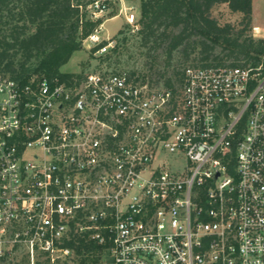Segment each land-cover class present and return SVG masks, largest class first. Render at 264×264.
I'll use <instances>...</instances> for the list:
<instances>
[{
    "label": "built area",
    "instance_id": "2783aa9c",
    "mask_svg": "<svg viewBox=\"0 0 264 264\" xmlns=\"http://www.w3.org/2000/svg\"><path fill=\"white\" fill-rule=\"evenodd\" d=\"M72 5L100 21L97 55L108 20L140 28L134 0ZM76 235L104 264H264V62L189 64L173 86L0 72V264H80Z\"/></svg>",
    "mask_w": 264,
    "mask_h": 264
},
{
    "label": "trees",
    "instance_id": "16d2710c",
    "mask_svg": "<svg viewBox=\"0 0 264 264\" xmlns=\"http://www.w3.org/2000/svg\"><path fill=\"white\" fill-rule=\"evenodd\" d=\"M221 4L242 14L238 25L221 24L212 15ZM252 21L253 0H140L138 34L147 55L162 50L168 65L175 53L202 66L257 65L264 62V38L252 35ZM99 23L81 17L72 0H0V72L24 83L32 77L80 82L85 75L66 73L62 67ZM119 47L116 44L112 51ZM173 70L164 85L182 79L183 69L174 66ZM67 244L74 249L75 262L104 264L107 260L104 246L82 235Z\"/></svg>",
    "mask_w": 264,
    "mask_h": 264
},
{
    "label": "rangeland",
    "instance_id": "374dc122",
    "mask_svg": "<svg viewBox=\"0 0 264 264\" xmlns=\"http://www.w3.org/2000/svg\"><path fill=\"white\" fill-rule=\"evenodd\" d=\"M134 4L140 12V0H134ZM253 5L255 23L261 27V31H256L253 20L251 33L255 38H264V0H253ZM115 9L116 6L113 7L111 12ZM116 13H118V8ZM212 15L218 18L221 24L230 22L238 25L242 19L241 13L232 12L226 4L215 7ZM102 35L103 37L115 39L116 44L120 45L118 50L112 51V49H109L105 54L97 55L89 49L91 46L89 42H83L82 48L73 54L69 62L62 67V71L86 75L98 68L126 69L136 71L139 74H146L151 81L164 85L166 77L173 75L174 66L183 69L193 62L192 58L186 60L175 53L171 61L172 64L168 65L162 50L148 56L147 49L140 45L138 30L133 31L126 23L124 16H117L108 20ZM158 71L165 72V74L159 75Z\"/></svg>",
    "mask_w": 264,
    "mask_h": 264
},
{
    "label": "crops",
    "instance_id": "0c3cea01",
    "mask_svg": "<svg viewBox=\"0 0 264 264\" xmlns=\"http://www.w3.org/2000/svg\"><path fill=\"white\" fill-rule=\"evenodd\" d=\"M254 6V5H253ZM253 20H254V27L258 29V31H261V27L255 23V11H254V8H253Z\"/></svg>",
    "mask_w": 264,
    "mask_h": 264
}]
</instances>
